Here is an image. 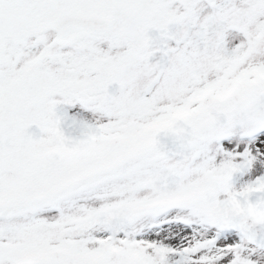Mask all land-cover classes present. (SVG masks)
<instances>
[{
  "label": "snow or ice",
  "instance_id": "obj_1",
  "mask_svg": "<svg viewBox=\"0 0 264 264\" xmlns=\"http://www.w3.org/2000/svg\"><path fill=\"white\" fill-rule=\"evenodd\" d=\"M0 264H264V0H0Z\"/></svg>",
  "mask_w": 264,
  "mask_h": 264
}]
</instances>
